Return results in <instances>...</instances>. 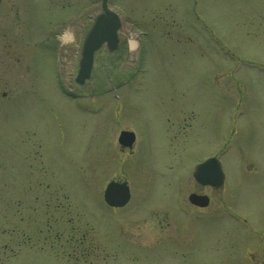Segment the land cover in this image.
<instances>
[{
    "label": "rangeland",
    "instance_id": "1",
    "mask_svg": "<svg viewBox=\"0 0 264 264\" xmlns=\"http://www.w3.org/2000/svg\"><path fill=\"white\" fill-rule=\"evenodd\" d=\"M59 5L0 17V264H264V0H107L120 44L83 87L100 0ZM211 157L218 191L192 177Z\"/></svg>",
    "mask_w": 264,
    "mask_h": 264
},
{
    "label": "water",
    "instance_id": "2",
    "mask_svg": "<svg viewBox=\"0 0 264 264\" xmlns=\"http://www.w3.org/2000/svg\"><path fill=\"white\" fill-rule=\"evenodd\" d=\"M120 28L119 17L107 9L106 0H101V13L94 18L82 41L78 71L74 80L77 86H83L90 79L93 57L97 51L105 47L108 52L113 53L118 49ZM134 141L133 134L128 132H122L118 138L119 146L124 149H131ZM193 179L201 187L221 188L224 175L220 163L214 158L207 159L195 167ZM129 199V190L125 183L110 182L103 193L104 203L113 209L123 208ZM188 202L201 209L208 206L209 200L206 196L192 194L188 197Z\"/></svg>",
    "mask_w": 264,
    "mask_h": 264
},
{
    "label": "flooded vegetation",
    "instance_id": "3",
    "mask_svg": "<svg viewBox=\"0 0 264 264\" xmlns=\"http://www.w3.org/2000/svg\"><path fill=\"white\" fill-rule=\"evenodd\" d=\"M47 1L49 2V5L51 7H53L55 9V12H57V13L62 12L65 9V7L63 5H59V0H57V1L56 0H47ZM18 4H19V0H0V17L1 18H11L10 17V14H11L12 18H18L22 14V11L20 10V7L18 6ZM66 9H68V11H70V14H71L70 17L74 18L76 12H75V7H74L73 2L67 4ZM100 11H101V0H100ZM2 35H4V34H2ZM2 44H1L2 46L0 47L2 50L4 49L7 51H10L9 42L5 41V43L3 42ZM201 188H203V189L207 188V189H210L212 191H218L222 187L219 189H214V188H210V187H201ZM195 195L206 196L201 191L197 192ZM207 198L209 200V203H208V206H209L210 198L209 197H207ZM196 209H199V208H196Z\"/></svg>",
    "mask_w": 264,
    "mask_h": 264
},
{
    "label": "bare ground",
    "instance_id": "4",
    "mask_svg": "<svg viewBox=\"0 0 264 264\" xmlns=\"http://www.w3.org/2000/svg\"><path fill=\"white\" fill-rule=\"evenodd\" d=\"M131 47L133 48V45L131 44Z\"/></svg>",
    "mask_w": 264,
    "mask_h": 264
}]
</instances>
